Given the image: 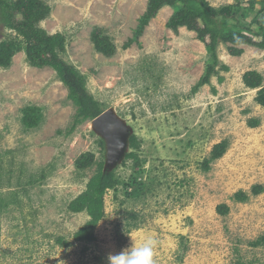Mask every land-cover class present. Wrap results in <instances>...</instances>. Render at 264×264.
<instances>
[{"label": "rangeland", "instance_id": "374dc122", "mask_svg": "<svg viewBox=\"0 0 264 264\" xmlns=\"http://www.w3.org/2000/svg\"><path fill=\"white\" fill-rule=\"evenodd\" d=\"M43 1L51 12L40 25L66 36L62 57L86 76L105 111L122 121L127 146L112 165L121 182L105 194L97 239L74 241L88 216L68 205L98 167L79 169L76 161L91 151L107 166V141L93 120L65 134L76 107L53 68L32 66L24 49L11 66H0V264H108L109 255L149 239L157 242L154 264H264V192L252 193L254 185L264 187V108L255 101L257 90L243 82L249 70L264 75V50L243 45L244 53L232 56L221 44L219 58L229 67L220 71L223 82L215 76L193 93L208 51L197 32L167 26L177 7L161 8L139 42L124 48L148 0ZM208 1L222 7L236 0ZM95 28L109 36L112 56L95 49ZM15 36L0 25V41ZM30 106L38 110L34 127L22 120ZM133 134L141 143L139 166L123 163ZM222 141L226 152L205 170L203 161ZM240 190L249 193L246 200L235 198ZM222 204L227 214L218 212ZM131 211L143 223L129 230Z\"/></svg>", "mask_w": 264, "mask_h": 264}, {"label": "trees", "instance_id": "16d2710c", "mask_svg": "<svg viewBox=\"0 0 264 264\" xmlns=\"http://www.w3.org/2000/svg\"><path fill=\"white\" fill-rule=\"evenodd\" d=\"M258 5L260 7L256 9ZM164 6L178 8L167 23L170 29L178 31L179 27H187L197 32L198 38L207 47L206 68L193 87V93L200 87L210 84L215 76H218L219 82H223L224 78L220 75V71H228L229 67L219 58L218 49L221 44L227 45L228 52L232 56H241L244 53V48L241 47L243 45L257 46L264 50V0H248L246 6L243 0H236L233 4L222 7L212 6L208 0H148L147 9L139 20L134 37L124 44V48H129L133 42H139L145 27ZM50 12L51 7L43 0H0V25L16 33L15 38L0 41V66L4 68L11 66L18 50L24 49L32 66L53 68L59 80L68 89V99L76 107L73 121L65 133L70 135L79 125L95 119L106 108L89 91L86 76L62 57L61 53L66 51V36L61 32L50 34L40 25ZM252 12H256V16L250 22L245 21ZM91 39L98 52L106 56L114 54L115 46L109 36L102 34V30L95 28L91 33ZM243 82L249 89L257 90L255 101L264 108V75L257 70H249L243 74ZM37 111L33 106L24 108L23 123L29 127L37 126L39 123ZM59 133L63 132L59 131ZM99 143L105 148L103 139H100ZM128 144L131 151L125 154L123 163L132 160L133 165H141L137 153L141 143L137 135H131ZM226 150L227 145L224 141L215 144L209 156L203 161V168L209 170L210 164L221 158ZM95 163L98 165L97 170L87 182L86 188L68 205L69 211L86 212L88 216L86 223L74 234V241L77 242L91 243L97 239L96 228L106 214L105 194L108 190L115 189L121 182L115 170L106 166L105 161H97L91 151L83 153L77 159L76 166L85 169ZM262 192H264L263 185L253 186V194ZM248 196V192L240 190L235 198L242 201ZM5 204L9 205L10 200ZM217 210L221 214H227L229 206L222 204ZM142 223L143 218L140 213L136 211L128 213L127 229L137 228ZM261 240L263 241L264 238ZM58 242L63 246L69 245L63 237H60Z\"/></svg>", "mask_w": 264, "mask_h": 264}, {"label": "water", "instance_id": "95a60500", "mask_svg": "<svg viewBox=\"0 0 264 264\" xmlns=\"http://www.w3.org/2000/svg\"><path fill=\"white\" fill-rule=\"evenodd\" d=\"M96 130L104 136L108 144L107 166L118 162L127 146V130L122 121L111 111L106 110L93 119Z\"/></svg>", "mask_w": 264, "mask_h": 264}, {"label": "clouds", "instance_id": "9594fccd", "mask_svg": "<svg viewBox=\"0 0 264 264\" xmlns=\"http://www.w3.org/2000/svg\"><path fill=\"white\" fill-rule=\"evenodd\" d=\"M156 241L149 239L143 245L125 249L122 252L109 255L108 264H154L153 255Z\"/></svg>", "mask_w": 264, "mask_h": 264}]
</instances>
